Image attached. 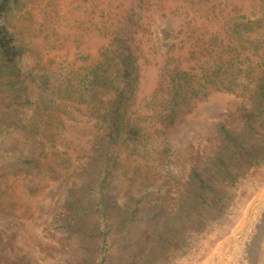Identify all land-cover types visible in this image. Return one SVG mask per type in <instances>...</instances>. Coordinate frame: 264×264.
<instances>
[{
    "label": "rangeland",
    "instance_id": "rangeland-1",
    "mask_svg": "<svg viewBox=\"0 0 264 264\" xmlns=\"http://www.w3.org/2000/svg\"><path fill=\"white\" fill-rule=\"evenodd\" d=\"M0 264H264V0H0Z\"/></svg>",
    "mask_w": 264,
    "mask_h": 264
}]
</instances>
